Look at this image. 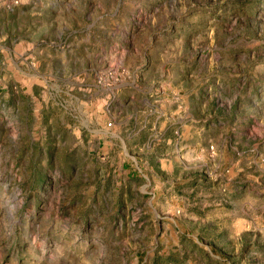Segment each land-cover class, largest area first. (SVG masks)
<instances>
[{
    "label": "rangeland",
    "instance_id": "rangeland-1",
    "mask_svg": "<svg viewBox=\"0 0 264 264\" xmlns=\"http://www.w3.org/2000/svg\"><path fill=\"white\" fill-rule=\"evenodd\" d=\"M0 264H264V0H0Z\"/></svg>",
    "mask_w": 264,
    "mask_h": 264
}]
</instances>
